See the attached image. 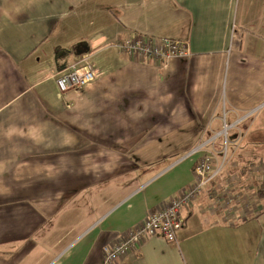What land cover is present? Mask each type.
Returning <instances> with one entry per match:
<instances>
[{
    "label": "crops",
    "instance_id": "0c3cea01",
    "mask_svg": "<svg viewBox=\"0 0 264 264\" xmlns=\"http://www.w3.org/2000/svg\"><path fill=\"white\" fill-rule=\"evenodd\" d=\"M131 35L189 56L139 62L117 47ZM60 50L95 81L62 94ZM260 106L233 129L254 159L264 0H0V264H103L105 246L191 187V151ZM208 205L183 211L176 244L150 238L115 264H264V211Z\"/></svg>",
    "mask_w": 264,
    "mask_h": 264
},
{
    "label": "built area",
    "instance_id": "2783aa9c",
    "mask_svg": "<svg viewBox=\"0 0 264 264\" xmlns=\"http://www.w3.org/2000/svg\"><path fill=\"white\" fill-rule=\"evenodd\" d=\"M117 47L121 55L134 57L139 62L163 64L173 59L187 58L189 56L186 43L168 38L159 39L142 35H131L125 37ZM84 63H86L84 59H81L72 63L58 74L56 84L62 94L83 89L95 81L94 70L89 64ZM261 108L263 107L260 106L249 112L243 120H239L233 125H228L224 121L221 133L213 136L208 142L200 143L191 151L187 157H198L193 167L194 179L191 187L170 200L159 211L151 213L144 221L125 233L117 243L105 246L103 249V264H115L127 256L131 250L142 244L143 241L150 238H160L168 243L176 244L177 235L184 226L183 211L191 209L200 197L204 195L208 197L207 192L210 189L215 188L216 190L218 188L217 182L222 178L221 176L224 175L223 173L228 167L232 158L228 152L230 144L228 139L229 132L235 129L242 121L256 114ZM222 138L224 139V145L221 150H217L215 144ZM236 142L231 144L233 145ZM227 190L225 193H227ZM221 199L208 197V210L218 212L217 210L222 209L227 217H232L231 212L235 208L231 207L228 210L227 207L232 201L228 199L221 201ZM222 202L227 204L225 208H223V205L218 206ZM246 208L248 209V207Z\"/></svg>",
    "mask_w": 264,
    "mask_h": 264
},
{
    "label": "rangeland",
    "instance_id": "374dc122",
    "mask_svg": "<svg viewBox=\"0 0 264 264\" xmlns=\"http://www.w3.org/2000/svg\"><path fill=\"white\" fill-rule=\"evenodd\" d=\"M252 119H250V121ZM254 130L256 131V128H254ZM252 133L254 132L252 131ZM237 136V130L229 132L228 139L230 144L228 146V152L232 158L223 173L224 175H222V178L217 182L218 188L216 190L215 188L210 189L207 195L208 197H215L219 200L222 198L221 201H225L226 199L232 201V203L227 206L228 210L231 207L235 208V210L231 212L232 216L235 214L244 216L263 213L264 158L260 156L254 159V157H256L255 154H258V148L255 146L256 144H250L252 136H250L248 140H246V136H241L239 138H237ZM223 141V138L217 141L215 144L217 150L222 149L224 145ZM235 141L237 142L232 145L231 143ZM249 147H251V152L253 153L246 151ZM245 151V156L242 158L241 153ZM248 156L249 159L247 158ZM226 190L229 194L225 193ZM222 205L223 208H225L227 204L222 202L218 206ZM246 207H248V209ZM217 211L220 213L222 209Z\"/></svg>",
    "mask_w": 264,
    "mask_h": 264
},
{
    "label": "trees",
    "instance_id": "16d2710c",
    "mask_svg": "<svg viewBox=\"0 0 264 264\" xmlns=\"http://www.w3.org/2000/svg\"><path fill=\"white\" fill-rule=\"evenodd\" d=\"M80 48V49H78ZM76 51L74 50V54L78 55V54H85L88 50L87 48L83 47L82 45L79 46ZM72 52L67 51V50H60L57 52L56 54V62L58 65L59 70H64L65 68H67L70 64L69 62L71 61V57L73 54H71Z\"/></svg>",
    "mask_w": 264,
    "mask_h": 264
},
{
    "label": "bare ground",
    "instance_id": "6f19581e",
    "mask_svg": "<svg viewBox=\"0 0 264 264\" xmlns=\"http://www.w3.org/2000/svg\"><path fill=\"white\" fill-rule=\"evenodd\" d=\"M153 63V62H152ZM155 64V63H154ZM163 65V64H162ZM248 168H250V167H248ZM252 168V167H251ZM250 170V169H249Z\"/></svg>",
    "mask_w": 264,
    "mask_h": 264
}]
</instances>
